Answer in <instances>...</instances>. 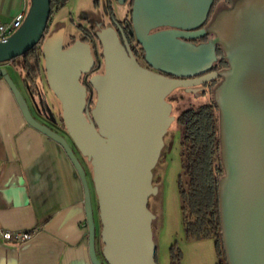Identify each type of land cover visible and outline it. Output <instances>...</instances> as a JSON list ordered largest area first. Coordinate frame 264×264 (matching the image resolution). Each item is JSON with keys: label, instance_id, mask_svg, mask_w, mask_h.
I'll list each match as a JSON object with an SVG mask.
<instances>
[{"label": "water", "instance_id": "water-1", "mask_svg": "<svg viewBox=\"0 0 264 264\" xmlns=\"http://www.w3.org/2000/svg\"><path fill=\"white\" fill-rule=\"evenodd\" d=\"M132 1V34L153 69L141 65L125 34L121 38L109 25L96 31L104 71L92 74L95 60L89 43L77 40L65 48L63 29L46 36L51 0H29L22 25L0 40V63L42 44L47 83L61 104L70 140L34 116L6 68L0 67V76L26 122L58 142L81 177L93 264H158L156 215L149 200L159 191L154 169L176 120L167 98L176 89L196 92L193 87L213 80L227 264H264V0H231L217 8L215 0ZM207 35L212 36L207 42H193ZM221 59L226 66L211 71ZM83 75H90L91 92L97 94L92 108ZM30 96L37 111L56 123L46 97ZM77 153L92 166L102 258L91 191Z\"/></svg>", "mask_w": 264, "mask_h": 264}, {"label": "crops", "instance_id": "crops-1", "mask_svg": "<svg viewBox=\"0 0 264 264\" xmlns=\"http://www.w3.org/2000/svg\"><path fill=\"white\" fill-rule=\"evenodd\" d=\"M28 7L29 0H0V24L10 23ZM0 67L18 88L20 83L26 86L15 62ZM38 87L44 93L42 81ZM47 95L56 112L59 101L53 92ZM77 155L86 171L99 235L92 166ZM87 230L85 191L77 169L58 142L26 122L0 76V264H93ZM6 232L11 239L4 238ZM23 232L33 235L22 242ZM154 238L158 246L155 228Z\"/></svg>", "mask_w": 264, "mask_h": 264}, {"label": "rangeland", "instance_id": "rangeland-1", "mask_svg": "<svg viewBox=\"0 0 264 264\" xmlns=\"http://www.w3.org/2000/svg\"><path fill=\"white\" fill-rule=\"evenodd\" d=\"M219 4L220 3H216L215 7L217 8ZM131 5L132 2H127V4L123 5L115 0H68L63 6L54 8L47 34L58 29H63L64 37L65 35L68 37L70 34L78 35L79 32L88 30L96 36V31L99 30V27L112 25V20L114 18L112 14H114L118 20L125 18L130 19ZM212 14L213 12L211 15ZM95 41L98 51L101 53L102 48L99 40L96 38ZM39 46L42 48V44ZM21 63V59L17 58L15 66L17 67V71L21 74V79H23L24 74L21 69ZM45 77L46 74L44 72L42 74L44 93L39 89L36 95L22 83L19 84V89L27 99L33 113L36 114L40 120L48 122L51 120L45 118L43 114L37 111L30 96L31 93H33L36 100L41 99V97L43 98V95L47 99V94L52 93V91L50 92L49 90ZM212 88L205 96L201 94L193 95L181 88L176 89L168 97V101H172L174 106L173 114L178 118L183 110L198 108L203 104L212 103ZM40 103H42V101H39V104ZM51 106L52 105H50V107ZM59 129L61 134L69 139L65 129L62 127ZM164 140L165 146L159 162L154 169L153 177V183L158 186L159 191L157 194L152 195L149 200L150 209L153 212H157V219L154 221L153 227L155 228L158 244V264H174V254L178 256L176 264H225L224 262L221 263L222 258L220 259L217 254L215 240L213 238L193 240L186 237L183 225L182 199L179 191V177L183 173L182 135L176 121L172 123ZM187 183V178H184L185 187H187ZM97 212H99L98 206ZM100 244V236L98 235L97 252L99 257L102 258L99 247Z\"/></svg>", "mask_w": 264, "mask_h": 264}, {"label": "trees", "instance_id": "trees-1", "mask_svg": "<svg viewBox=\"0 0 264 264\" xmlns=\"http://www.w3.org/2000/svg\"><path fill=\"white\" fill-rule=\"evenodd\" d=\"M67 1L51 0V15L55 7H61ZM19 58L25 83L37 95L38 84L45 72L41 46L33 47ZM223 63L226 66V62ZM61 122L65 127L62 116ZM177 125L182 135L183 173L179 177V191L186 237L193 240L213 238L217 254L223 259L221 263L227 264L219 213V179L224 170L220 156L218 108L212 102L183 110L177 118ZM184 178L188 180L187 187ZM173 260L176 264L178 256L174 254Z\"/></svg>", "mask_w": 264, "mask_h": 264}, {"label": "flooded vegetation", "instance_id": "flooded-vegetation-1", "mask_svg": "<svg viewBox=\"0 0 264 264\" xmlns=\"http://www.w3.org/2000/svg\"><path fill=\"white\" fill-rule=\"evenodd\" d=\"M110 1H113V0H110ZM115 1L118 2L117 0H115ZM127 2L129 3V2H133V1L132 0H127L125 3H123V5L127 4ZM230 2H231V0H215L214 4L220 3L221 6H222V5H225V4H229ZM109 3H111V2H109ZM130 14H132V5H131ZM112 15L114 17L113 20H112V25L115 26V28H117V30L120 33L121 38H122V35L125 34V36L127 37L128 41H129V44H130V46H131V48H132V50H133L136 58L138 59L139 63L141 65H143L144 67H147L149 69H153L145 61L144 55H143V53H144L143 52V49H142L141 45L137 42L134 34H132V22H131L132 20H131V16H130V19L129 18H125V19L118 20L115 17L114 14H112ZM116 23H118V26H116ZM49 35L50 34H47L46 33V36H49ZM211 37H212L211 35H207V36H204V37H202L200 39H194L193 42H195L196 44L204 43V42H207ZM96 38L97 37L95 36V34L90 33L88 30L81 31V32H79L78 35L70 34L68 37H67V35H65V37H64V45H65V48L71 46L77 40H81L83 42H87V43L90 44L91 53H92V55L94 57V60H95V66H94V69H93L92 74L103 73V71H104V61H103L102 54L99 53V51H98L97 44H96V41H95ZM217 54L219 55V57H221V49L218 46H217ZM223 61L224 60H222V59L219 60L217 62V66L216 67H213V69L211 71H216V70L218 71L222 67H224ZM155 71H157V70H155ZM89 78H90V75L88 77H86L85 75H83L81 77V81L87 86V88H88V94L92 93L91 94L92 99H91V104H90V108H92L93 105H94V103H95L97 94H96L95 91L91 92L92 90H91V86L89 84ZM42 79L43 78H41V81H42ZM215 83H216V80H213V81L207 82L205 84H202V85L193 87V88L196 89V92H190V93L193 94V95H195V94H197V95L198 94H201L202 96H205L207 93H209L211 91L210 89L215 85ZM181 89H183L184 91H186L185 88H181ZM49 90H50V88H49ZM50 92H51V90H50ZM170 102L172 103V101H170ZM59 104H60V102H59ZM172 105H173V103H172ZM51 108H53V107L51 106ZM173 109H174V106H173ZM53 112H54L55 118L57 120L56 123L51 122V121L46 122L44 120H40L36 114H34V116L37 119H39L40 121H42V122L47 123L48 125H50L56 131L60 132V129H59L60 127H62V128L65 129V127H63L62 122H61V116H62L61 104H60L59 110H57L55 112L54 109H53ZM175 121L177 123V116H176V120ZM100 224H101V222H100ZM99 233H100V231H99ZM99 247H100V250H102V243L99 245Z\"/></svg>", "mask_w": 264, "mask_h": 264}, {"label": "built area", "instance_id": "built-area-1", "mask_svg": "<svg viewBox=\"0 0 264 264\" xmlns=\"http://www.w3.org/2000/svg\"><path fill=\"white\" fill-rule=\"evenodd\" d=\"M26 12L18 13L10 23L0 24V40H6L15 30H17L23 23ZM33 235V232H23L19 234V238L22 242L30 239ZM11 232H6L4 238L6 240L11 239Z\"/></svg>", "mask_w": 264, "mask_h": 264}]
</instances>
